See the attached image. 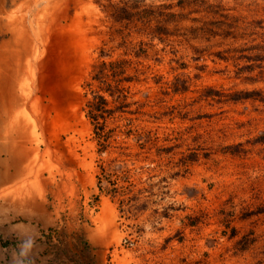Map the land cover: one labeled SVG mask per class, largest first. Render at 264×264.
<instances>
[{"label":"rangeland","instance_id":"obj_1","mask_svg":"<svg viewBox=\"0 0 264 264\" xmlns=\"http://www.w3.org/2000/svg\"><path fill=\"white\" fill-rule=\"evenodd\" d=\"M66 2L44 91L0 96V162L59 211L34 264H264V0Z\"/></svg>","mask_w":264,"mask_h":264},{"label":"crops","instance_id":"obj_2","mask_svg":"<svg viewBox=\"0 0 264 264\" xmlns=\"http://www.w3.org/2000/svg\"><path fill=\"white\" fill-rule=\"evenodd\" d=\"M21 168L0 162V264H34L59 221L57 202L29 194Z\"/></svg>","mask_w":264,"mask_h":264},{"label":"bare ground","instance_id":"obj_3","mask_svg":"<svg viewBox=\"0 0 264 264\" xmlns=\"http://www.w3.org/2000/svg\"><path fill=\"white\" fill-rule=\"evenodd\" d=\"M62 1L63 0H30L28 2L24 1V3L19 4L15 9L9 12L4 11L5 9L1 7V13L4 14L3 17L7 20V22L5 21L7 23L6 25H8L9 31L13 34V40L9 43L5 42L2 46H0V62H5L6 59H8V54H11L13 64L11 63L8 65V61H6V65H16L17 69L16 73H9V70H11L10 66L9 68H5V72H1L2 65H0V82H2L3 87L1 89L4 90L3 92L0 91V96L3 97V95H7L5 98L6 102L8 101L10 103V101L12 102L13 99L17 103L19 99L16 91L22 90L24 88L25 80H27L28 77L26 76V74L22 75L23 78L16 79V86L11 87L10 85L12 83L10 82L11 84L9 85L8 82L9 79H12V74L17 77L18 71L21 70V65L25 66V72H27L26 66L31 70L30 84L32 87L31 90H33L31 91L32 95L37 96V93L44 91L46 76L48 74L47 64L50 53L52 52V42L50 40H47V37L50 36L47 35V33L48 31L54 33V29H56V21L59 20V18L61 19L62 15H66L65 10L67 9L68 4L67 2L62 4ZM17 65H19V67H17ZM18 78H20V76ZM26 96L27 95H25V97ZM40 97L38 99L42 101V98ZM26 101L27 100L24 101V105L27 103ZM0 102H2L1 99ZM12 105L14 104L12 103ZM21 138L22 137H20V139ZM19 142L20 144L18 145V147L20 146L21 148L23 146L24 148L22 151L26 150V146L24 145L23 141L19 140ZM10 149L11 148H9V150ZM37 154H39V152H37Z\"/></svg>","mask_w":264,"mask_h":264},{"label":"trees","instance_id":"obj_4","mask_svg":"<svg viewBox=\"0 0 264 264\" xmlns=\"http://www.w3.org/2000/svg\"><path fill=\"white\" fill-rule=\"evenodd\" d=\"M97 99H100V103L97 105V107H95V106H93V110H99V111H103V108H104V106H102V103H106V97L101 93L100 95H98L97 97H96ZM92 103V105H94V103L93 102H91ZM101 115H103V114H101ZM100 115L99 114H97V115H95V117L96 118H98Z\"/></svg>","mask_w":264,"mask_h":264}]
</instances>
